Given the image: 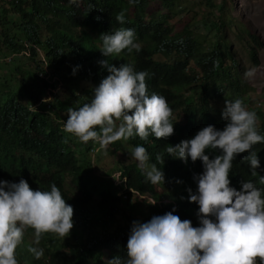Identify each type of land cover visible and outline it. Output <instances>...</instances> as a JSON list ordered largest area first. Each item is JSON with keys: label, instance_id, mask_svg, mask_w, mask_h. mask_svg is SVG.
Returning <instances> with one entry per match:
<instances>
[{"label": "trees", "instance_id": "1", "mask_svg": "<svg viewBox=\"0 0 264 264\" xmlns=\"http://www.w3.org/2000/svg\"><path fill=\"white\" fill-rule=\"evenodd\" d=\"M161 2L164 10L151 7L150 0L134 4L128 0H76L72 4L68 0H0V179L22 176L31 188L41 190L54 183L73 208L68 235L41 234L38 246L44 253L38 259L27 251L32 229L24 230L15 250L18 264H106L114 255L124 254L132 220L145 222L173 206L180 219L198 224V205L187 200L186 191H195L192 177L200 172L192 161L184 166L166 152L147 151L149 162L167 179L162 186L149 183L137 162L128 166L127 186L161 201L144 207L130 192L125 199L113 184H98L95 168L92 170L86 159L88 147L63 128L67 108L80 106V101L72 96L69 99L70 93L77 98L82 89L90 100L91 88L108 74L99 63L104 59L117 67L130 63L135 71H146L147 93L162 95L172 109L170 120L178 134L170 145L208 124L224 126V101L221 108L212 102L239 98L245 105L247 86L226 35L232 22L225 21V4L207 2L219 11L206 14L214 15L211 25L203 16L204 20L176 28L171 22L178 0ZM122 11L125 19L121 24L115 17ZM200 22L211 26L206 35L196 29ZM118 27L134 29L139 51L125 49L104 57L98 49L99 35ZM238 33L241 40L246 39L244 32ZM10 54L13 59L2 60ZM59 85L62 89L56 92ZM192 96L200 105H191ZM179 111L184 113L183 120L177 119ZM256 115L261 120L257 130L264 134V109ZM252 150L260 162L255 172L249 170L247 160L240 159L247 152L237 154L232 165L240 179L258 184L264 176V143L253 145ZM208 151L218 153L216 149Z\"/></svg>", "mask_w": 264, "mask_h": 264}, {"label": "clouds", "instance_id": "2", "mask_svg": "<svg viewBox=\"0 0 264 264\" xmlns=\"http://www.w3.org/2000/svg\"><path fill=\"white\" fill-rule=\"evenodd\" d=\"M68 2L72 4L76 0ZM128 2L134 4L136 0ZM115 19L122 24L123 11L117 13ZM249 37L248 42L252 39ZM99 39L98 49L104 57L125 49L139 51L132 28L118 27L101 33ZM250 53H254L252 58L255 59L253 49ZM99 63L107 68L108 74L91 88L90 100L80 87L77 98L70 93L69 99L72 96L80 101V106L67 108L63 124L65 132L88 147L86 157L92 155L94 171L101 166L98 161L102 158L99 156L101 150L111 149L114 154H119L109 168L98 170L101 177H108H96L98 184H113L116 193L125 199L128 191L136 196L138 203H141L139 198H145L141 201L147 202L148 206L161 201L127 186L125 170L137 162L149 183L162 186L167 179L155 163L149 162L147 151L166 152L184 166L192 161L200 171L192 177L195 191L186 189L187 200L198 205L196 226L189 219H180L174 214L175 206L145 222L134 219L124 254L114 255L106 264H264V189H261L264 176H260V183L254 184L251 180L240 179L232 165L237 154L247 152L240 159L247 160L249 170L255 172L260 162L252 146L264 143V134L257 130V115L250 110L253 101L246 96L248 84L240 65V76L247 86L244 96L247 107L239 98L220 100L224 101L222 128L208 124L196 129L194 135L185 134L187 138L170 145L172 137L178 134L170 120L172 109L162 95L147 93L146 71H135L130 63L118 67L106 59ZM75 70L74 67L72 74ZM254 72V68H248L243 75L251 77ZM61 89L59 85L55 91ZM193 96L191 105H200ZM179 118L184 119L183 111L178 112ZM133 140L141 141L142 145H134ZM212 149L218 153L208 151ZM121 155H126L129 161L119 163ZM156 159L160 161L161 157L157 155ZM28 182L22 176L0 179V264H18L15 250L26 228L32 229V244L27 251L38 259L44 253L38 246L42 233L52 232L65 237L73 227V208L62 198L57 185L50 182L47 190H41L31 188ZM176 182L181 181L177 179ZM180 198L184 199L183 196Z\"/></svg>", "mask_w": 264, "mask_h": 264}, {"label": "rangeland", "instance_id": "3", "mask_svg": "<svg viewBox=\"0 0 264 264\" xmlns=\"http://www.w3.org/2000/svg\"><path fill=\"white\" fill-rule=\"evenodd\" d=\"M208 1L209 0H178L176 3L177 6L175 8L177 12L173 15V20L171 23L177 28L185 25L188 22L199 21V19L200 21L204 20L206 14L209 11L213 10L214 14H219V11L216 7L212 9V7L207 6ZM212 1L216 4V6L222 3L225 4V21L232 22L231 25L226 28V35L229 40L231 50L234 53L236 59L239 61V65L242 70V76L248 84V93L246 96H250L253 101L250 110L257 113L258 108L264 109V0ZM150 5L151 7L157 9L158 7L162 6V2L161 0H150ZM161 9L164 10L163 7H161ZM213 16L214 15L206 17L210 25L211 21H214ZM209 27L211 28V26L200 22V24L196 26V29L197 31H200L201 34L206 35L208 29H210ZM238 31H241L242 33L244 32L246 39L244 38V40H241ZM248 31L258 38L257 42L252 39H250V42H248V38H250L246 33ZM250 49L254 50L256 55L255 59L252 58ZM8 57H12L13 59V55L10 54L7 57L2 58V60L9 61ZM19 59H22V57H19ZM248 68L255 69V72L251 77H245L243 75L245 70ZM5 71L6 70L4 69V72ZM212 103L215 105V107L219 108H221L223 104V102L220 100H216ZM260 125L261 120L257 118V126ZM99 156L102 157L101 160H98L101 165L100 168H109L111 164L116 161V158L119 156V154H114L111 149H107L106 152L105 150H101L99 152ZM121 156L122 157L119 159V163L129 161L126 155ZM86 159L91 164V168H93L92 155L89 154ZM92 170H94V168ZM93 175L99 179L108 178L107 176L101 177L98 170H96ZM139 200L141 202L139 205L141 206H146L148 204L145 201H141L146 200L145 198H139Z\"/></svg>", "mask_w": 264, "mask_h": 264}]
</instances>
